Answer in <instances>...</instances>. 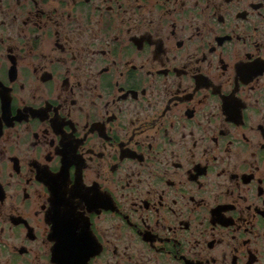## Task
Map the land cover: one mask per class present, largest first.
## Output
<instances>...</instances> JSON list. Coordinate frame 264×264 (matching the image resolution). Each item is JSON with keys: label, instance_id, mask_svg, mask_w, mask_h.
I'll return each instance as SVG.
<instances>
[{"label": "flooded vegetation", "instance_id": "af4514ba", "mask_svg": "<svg viewBox=\"0 0 264 264\" xmlns=\"http://www.w3.org/2000/svg\"><path fill=\"white\" fill-rule=\"evenodd\" d=\"M0 264H264V0H0Z\"/></svg>", "mask_w": 264, "mask_h": 264}]
</instances>
